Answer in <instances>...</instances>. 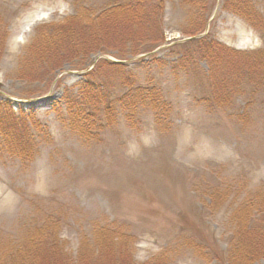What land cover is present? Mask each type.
Segmentation results:
<instances>
[{"label":"rangeland","instance_id":"obj_1","mask_svg":"<svg viewBox=\"0 0 264 264\" xmlns=\"http://www.w3.org/2000/svg\"><path fill=\"white\" fill-rule=\"evenodd\" d=\"M119 1L0 0V105L32 138L20 160L0 137V253L53 219L73 256L102 227L133 239L132 264H249L229 251L233 214L264 189V0L238 12L239 0H152L162 10L144 5L142 25L93 17ZM84 9L70 35L63 21ZM45 24L55 41L41 63L27 53ZM85 37L96 50L80 55ZM214 42L222 61L205 55ZM149 91L157 112L139 98Z\"/></svg>","mask_w":264,"mask_h":264},{"label":"trees","instance_id":"obj_2","mask_svg":"<svg viewBox=\"0 0 264 264\" xmlns=\"http://www.w3.org/2000/svg\"><path fill=\"white\" fill-rule=\"evenodd\" d=\"M239 1L240 4L230 7L233 11L238 12L240 5L247 4L246 0ZM151 3L154 4V7H156L158 11L160 9L162 10L163 6L152 0L149 2H145L144 0H120L115 5L92 15L97 19L98 17L120 13L123 17L124 24H127L132 20H138V23L142 25V20L139 19L141 15L138 12L144 5L153 7V4ZM88 15H90L88 10L84 9L83 11H78L73 16L67 17L63 21L64 24H68L67 29L69 30L70 35L75 34L77 26H87ZM249 19L252 23L250 17ZM253 25L255 28L264 31L262 22ZM50 27V24H45V26L38 29L37 36L30 45L27 53V55L31 57L37 56L39 58L38 62L41 63L50 60V49H53V43L55 41V39H53L54 31L49 29ZM134 38V36H130L127 39L132 41ZM193 42L198 44H201L202 42V51H204L208 45L205 43L204 38L203 40L197 39ZM79 49L80 55H88L94 53L96 47L94 43L90 42L88 38L85 37L79 43ZM209 49L212 51H205V55L208 58L217 61H222L224 59L223 50L217 53L214 52V50H216L215 42L211 44V48ZM3 50L4 47L0 46V52ZM31 50L32 55L30 53ZM258 59L264 60V51L258 53L257 60ZM105 64H108L106 59L99 61L95 68L87 74L88 77L93 79ZM112 64L113 63H111V65ZM34 65H36V63ZM257 75L264 80L263 72L259 71L256 76ZM225 81L227 83L225 77L222 78V76L219 75L214 83V87L218 84H220V86L222 84L226 87L227 85ZM100 93L99 90H95L92 93H86L84 95L83 100L90 102V112H92L93 108L95 109L99 106L98 100L101 96ZM146 93L142 92L140 94V100L145 103L149 101L147 104L157 112L158 110L156 109L159 107V102L156 100L158 98V93L155 91H149ZM216 95L218 98L219 92H216ZM88 99H90V101ZM6 106H8L7 103H2L0 105V108H4L3 110L0 109V137H2V135L5 137V143L11 145L9 149L10 153H16L17 157L21 160L28 152H30L27 150L31 143L29 138L32 139L29 136L30 130L26 124L22 125L20 128L19 125L21 122H19V120L23 118V116H20L19 112H14L10 105L5 109ZM68 108L70 111H73L70 107ZM21 129L24 132L23 134L20 133ZM27 136L29 138L26 140ZM253 199V201H246L240 205V208L236 210L232 216L235 223L236 221L239 222L236 224L237 226L234 231L235 234L231 238L229 251L231 260H233L234 263L239 261L241 263L252 264L255 259H260L261 256L264 257V189L257 191L254 194ZM256 210L261 214V217L259 218L261 223L259 225L255 224L259 220L254 216ZM60 230L61 224L59 220H46L42 225L38 226L33 231L28 232L17 247L14 246L11 248L12 250L10 252L0 253V264H94V261L96 260L99 261V264H132L133 255L131 252V244L133 243V239L130 240L129 237L119 234L123 232L99 227L95 230L96 232L94 234L93 242L91 243L90 240L86 238L82 239L77 256H73L67 252L66 244L60 237ZM255 254L258 255L255 256Z\"/></svg>","mask_w":264,"mask_h":264}]
</instances>
